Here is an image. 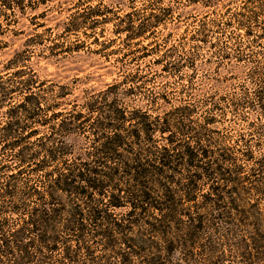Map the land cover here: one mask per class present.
Returning a JSON list of instances; mask_svg holds the SVG:
<instances>
[{
    "label": "rangeland",
    "instance_id": "rangeland-1",
    "mask_svg": "<svg viewBox=\"0 0 264 264\" xmlns=\"http://www.w3.org/2000/svg\"><path fill=\"white\" fill-rule=\"evenodd\" d=\"M0 41V76L9 78L3 82L8 93L0 96V123L8 104L29 91L34 98L29 105L34 119L24 120L22 111L16 117L36 134L18 128L8 139L46 145L62 140L72 146L63 159L86 158L94 139L111 131L97 129L93 121L103 119L112 104L126 114L143 111L154 125L164 117L185 125L177 132L171 127V139L205 147L204 160L227 154L229 159L218 163L237 179H217L226 187L236 185V193L224 194L221 209L203 211L201 227L189 240L178 213L174 223L164 219V187L174 199L181 190L161 176L150 189L160 210L148 206L146 211L150 222L158 219L157 229L134 223L123 231L130 247L116 231L110 246L100 236L90 237L86 223L82 240L89 251L75 250L73 262L54 250L23 264H264V0H0ZM13 52L19 53L13 67L23 72L7 77L2 65ZM107 85L113 87L102 94ZM87 102L94 108H86ZM52 112L60 115L39 122ZM75 112L82 115L78 121L67 117ZM60 118L67 130L59 127ZM132 123L126 119L121 125L127 129ZM160 131L147 142L140 137L130 150L148 159L171 136ZM3 141L0 164L7 167L0 170L8 173L18 164ZM186 173L179 167L174 180L183 181ZM38 179L41 172L23 169L14 179L16 189ZM116 179L115 184L126 176ZM208 183L200 180L196 194ZM125 211L113 212L122 218ZM1 217L15 223L9 214ZM15 258L1 255L0 264H16Z\"/></svg>",
    "mask_w": 264,
    "mask_h": 264
},
{
    "label": "trees",
    "instance_id": "trees-1",
    "mask_svg": "<svg viewBox=\"0 0 264 264\" xmlns=\"http://www.w3.org/2000/svg\"><path fill=\"white\" fill-rule=\"evenodd\" d=\"M2 44L5 42L2 41ZM18 55V52H13L2 65L7 77L23 72L18 65L13 67ZM8 79L0 76V96L8 93L3 85ZM112 87L107 85L101 93L106 94ZM33 99L29 91L18 103L8 104L4 111L6 118L0 123V139L5 138L3 144L10 146L13 151L11 155L18 164L13 169L15 171L4 173L0 170V256L17 254L19 259L15 258L16 264L30 262L32 255L54 250L64 254V262H73L72 253L75 250L89 251V245H83L82 240L86 223L90 226V237L100 236L107 246L113 244L115 231L120 237H126L123 231L139 221L147 225V230L157 229L155 222L158 219L153 217L155 222H150L146 211L148 206L160 210V206L151 201L150 189L161 176L164 183H176L181 190V195L174 199L167 189L169 187H164V219L174 223L175 213H178L177 221L182 223L183 235L188 237L184 238L186 240L195 236L209 208L221 209L224 194L236 193V185L226 187L217 181L235 183L237 180L231 176V169L218 163L229 159L227 154L217 153L215 161L204 160L209 157L205 147L171 139L174 131L170 128L177 132L182 131L185 125L171 123L167 117L160 126L154 125L148 120V115L140 110L126 114L121 107L107 105L105 117L94 120L93 124L97 129L111 128L110 133L100 134L94 139L90 151L83 153L86 158L78 155L71 162L63 157L71 154L72 146L62 140L46 145L42 141H26L28 143L25 144L19 143L16 137L8 139L13 133L18 134V128L28 127V135L36 134L27 121H19L16 117L22 111L24 120L34 119L35 113L29 108ZM93 105V102L85 103L86 108ZM57 115L60 113L52 112L48 118L38 120L44 124ZM67 117L78 121L82 115L75 112L68 113ZM126 119L134 123L127 129L121 125ZM59 123L60 128L68 129L64 118H60ZM154 131H170L171 136L167 137L164 146L156 148L151 157L142 159L139 153L130 150L131 143H137L140 137L146 142L152 140ZM33 145L37 149L29 152ZM4 166L7 167L0 164V169ZM179 167L187 169V173L183 181L176 182L174 173ZM23 169L41 172V179L23 184L19 191L14 179ZM118 175L126 176V179L115 184ZM200 180L209 183L204 191L196 194ZM119 207L126 208L122 218L116 217L113 212ZM3 213L15 217V223L9 225L1 217ZM164 229L165 233L167 228ZM122 243L130 247L131 238H124ZM166 249L171 251V243H167ZM120 258L123 261L126 259L123 254H120Z\"/></svg>",
    "mask_w": 264,
    "mask_h": 264
}]
</instances>
